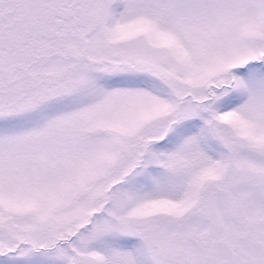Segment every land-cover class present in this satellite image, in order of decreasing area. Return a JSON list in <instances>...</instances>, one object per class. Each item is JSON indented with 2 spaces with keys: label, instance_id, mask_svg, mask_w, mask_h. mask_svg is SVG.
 I'll list each match as a JSON object with an SVG mask.
<instances>
[{
  "label": "snow or ice",
  "instance_id": "snow-or-ice-1",
  "mask_svg": "<svg viewBox=\"0 0 264 264\" xmlns=\"http://www.w3.org/2000/svg\"><path fill=\"white\" fill-rule=\"evenodd\" d=\"M0 264H264V0H0Z\"/></svg>",
  "mask_w": 264,
  "mask_h": 264
}]
</instances>
